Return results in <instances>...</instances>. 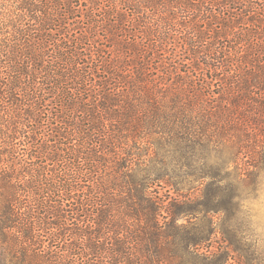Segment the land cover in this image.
<instances>
[{"label":"trees","instance_id":"16d2710c","mask_svg":"<svg viewBox=\"0 0 264 264\" xmlns=\"http://www.w3.org/2000/svg\"><path fill=\"white\" fill-rule=\"evenodd\" d=\"M16 1L0 264H226L198 252L209 222L179 223L209 199L178 192L264 169V0Z\"/></svg>","mask_w":264,"mask_h":264},{"label":"rangeland","instance_id":"374dc122","mask_svg":"<svg viewBox=\"0 0 264 264\" xmlns=\"http://www.w3.org/2000/svg\"><path fill=\"white\" fill-rule=\"evenodd\" d=\"M16 5V0H0V25L7 22V15L18 12L14 8ZM222 159L223 157L214 164L210 161L208 166H216L222 163ZM250 163L252 162L239 161L240 168L249 167V173L239 179L238 186L234 189L226 187V181H223L222 188L202 190L199 185L196 189L178 192L179 198L186 197L192 202L188 207L192 209L197 207L198 200L209 199V211L204 213L191 209V213L180 215L179 223H197L201 229H205L209 222V241L202 244L198 252L214 257L225 254L226 264H264V169L251 171L253 167H250ZM173 164L177 165L179 174L186 169L180 166L179 158ZM195 164L202 166L203 162ZM181 178L179 176V180ZM159 190L161 194H167L168 187ZM169 192L175 195L172 190Z\"/></svg>","mask_w":264,"mask_h":264}]
</instances>
